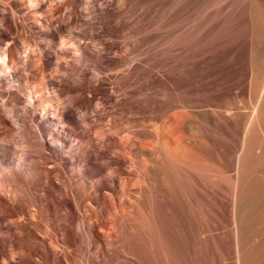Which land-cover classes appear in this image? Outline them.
Masks as SVG:
<instances>
[{"label":"rangeland","instance_id":"374dc122","mask_svg":"<svg viewBox=\"0 0 264 264\" xmlns=\"http://www.w3.org/2000/svg\"><path fill=\"white\" fill-rule=\"evenodd\" d=\"M6 43L0 264H264V0H0Z\"/></svg>","mask_w":264,"mask_h":264},{"label":"bare ground","instance_id":"6f19581e","mask_svg":"<svg viewBox=\"0 0 264 264\" xmlns=\"http://www.w3.org/2000/svg\"><path fill=\"white\" fill-rule=\"evenodd\" d=\"M25 47H26V46H25ZM1 51H2V50H1ZM4 54H5V53H3V55H4ZM0 67H1L0 70H1L3 73H5V71H4V66H3V65H0ZM262 110H264V109H262ZM12 111H13V109H12ZM2 119H3V118H2ZM4 120H5V119H4ZM4 122H5V121L0 120V123H4ZM5 124H6V123H4V126H5ZM23 130H24V129H23ZM23 130H22V131H23ZM19 135H20V138H18L17 140L14 139L15 145H18V144L20 145V143H21V144H25L26 147H27V146L31 143L30 140L27 139V138L25 137L26 134L23 135V133H21V131H20V134H19ZM31 144H32V143H31ZM26 147H25V148H26ZM3 148H4V150H5V149H6V146L3 145ZM5 151H7V150H5ZM22 153H23V152H22ZM102 155H103V154H102ZM22 156H23V155H22ZM22 156H20V158H21ZM25 158H26V157H25ZM25 158H24V159H25ZM22 159H23V158H22ZM24 159H23V160H24ZM23 162H24V161H23ZM20 164H21V163H20ZM22 165H23V164H22ZM24 166L26 167V166H28V165L25 164ZM1 212H3V211H1Z\"/></svg>","mask_w":264,"mask_h":264},{"label":"clouds","instance_id":"9594fccd","mask_svg":"<svg viewBox=\"0 0 264 264\" xmlns=\"http://www.w3.org/2000/svg\"><path fill=\"white\" fill-rule=\"evenodd\" d=\"M10 45L9 44H5L4 45V49L2 50L5 54L4 55H0V65H4L7 61V55H6V52H7V48L9 47ZM62 46L64 47H72L71 44H68L67 42H62ZM7 68H5V74L7 73ZM97 107H99V104L97 103Z\"/></svg>","mask_w":264,"mask_h":264}]
</instances>
